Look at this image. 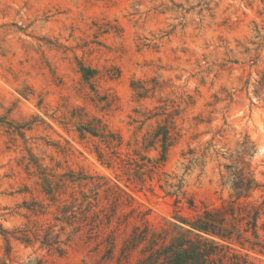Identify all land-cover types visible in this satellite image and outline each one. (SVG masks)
<instances>
[{"label":"rangeland","instance_id":"obj_1","mask_svg":"<svg viewBox=\"0 0 264 264\" xmlns=\"http://www.w3.org/2000/svg\"><path fill=\"white\" fill-rule=\"evenodd\" d=\"M78 63L98 71L94 89L82 81ZM117 70L119 77L109 79ZM152 79L163 89L138 101L130 82L145 81L150 88ZM263 80L264 0H0V116L16 124L32 122L24 139L0 128L1 226L10 231L33 223L48 226L60 216L56 205L41 214L28 210L38 209L34 203H50L34 169H25L27 149L58 173L74 171L94 183L119 184L134 207L150 210L147 219L156 229L174 221L176 213L192 215L185 203L176 206L155 180L144 186L126 183L117 178L120 172L102 165L95 140L81 141L72 125L67 133L58 123L75 109L103 119L127 139L138 125H129L139 117L135 109L143 112L174 101L182 131L163 170L183 175L189 155L182 154L189 148L201 153L209 141L210 153H222L208 157L202 173L196 165L183 176L184 189L198 207L228 200L230 189L221 184L219 173L226 174L224 165L233 164L230 154L248 136L254 148L246 160L262 185L250 200L259 199L264 194ZM105 95L114 98L107 110L102 109ZM92 189L89 185L84 191ZM100 208L109 211L103 188ZM124 212L117 211L110 227L102 224L97 238L81 231L62 256L38 243L25 246L10 239L7 245L0 235V264H118L123 241L140 224L130 219L118 225ZM61 226L58 222L54 230ZM70 231L65 228L62 240ZM111 233L113 256L105 258ZM249 256L264 264V250ZM138 258L135 252L121 264H135Z\"/></svg>","mask_w":264,"mask_h":264},{"label":"trees","instance_id":"obj_2","mask_svg":"<svg viewBox=\"0 0 264 264\" xmlns=\"http://www.w3.org/2000/svg\"><path fill=\"white\" fill-rule=\"evenodd\" d=\"M78 69L82 81L94 89L93 83L98 71L82 63H78ZM119 74L117 70L115 77L113 75L109 79L118 78ZM151 83L152 87L149 88L145 81L130 82V88L138 101L152 98L157 91L163 89L156 79H152ZM263 84L264 80L259 83L260 86ZM113 104V97H102V109L107 110ZM180 111L179 105H175L172 100H164L163 105L145 108L143 112L135 109L134 113L139 117L132 118L129 125H138L127 139L119 131L109 127L103 119L89 117L80 109L73 110L67 120L58 123L67 133L70 132L69 125H72V132L81 141L95 140L98 160L107 168L120 172L117 178L123 177L126 183L141 186L155 180L166 196L174 198L176 206L185 203V208L192 212L191 216L176 213L174 221H166L165 227L156 229L147 219L150 210L143 211L134 207L132 197L119 184L94 183L93 178L74 171L58 173L54 168L44 165L27 149L29 155L25 169H34L41 193L50 203L46 206L34 203V208L37 206L38 209L28 210L41 214L50 205H56L60 216L55 215L56 223L53 225L33 223L32 226L27 224L12 231L4 229L0 224V235L6 244H10V239L25 246L38 243L40 248L62 256L68 243L81 231L85 230L89 238H97L102 224L110 227L117 211L127 209V212L117 218L118 225L127 224L130 219L140 224L133 225L130 235L123 241L118 264L122 260H128L135 252L139 253L135 264H256L250 259L249 252L264 250V194L257 200H250L253 192L262 186L250 171L249 161L246 160L251 156L254 145L245 136L238 143V149L230 154L233 164L224 165L226 174L221 171L219 173L221 184L229 186L228 200L218 206L201 203L198 207L184 189L183 176L196 165H201L202 173L207 158L213 154L217 158L222 153L216 150L210 153L213 144L209 141L201 153L189 148L187 153L182 154L183 157L189 155L183 175L165 172L163 168L168 151L181 137L182 130L177 125ZM31 125L32 122L16 124L0 116V128L12 129L22 139ZM66 144L70 145L68 141ZM89 185L93 189L87 193L84 189ZM100 188H103L109 211L105 208L98 209ZM58 222L62 226L59 231H55L54 227ZM66 227L71 228V231L62 240L61 235ZM105 242V258H111L114 235L109 234Z\"/></svg>","mask_w":264,"mask_h":264}]
</instances>
